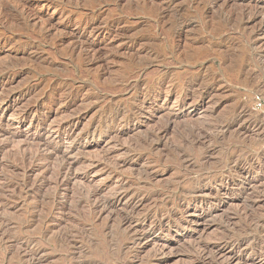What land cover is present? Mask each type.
I'll use <instances>...</instances> for the list:
<instances>
[{
    "label": "rangeland",
    "instance_id": "374dc122",
    "mask_svg": "<svg viewBox=\"0 0 264 264\" xmlns=\"http://www.w3.org/2000/svg\"><path fill=\"white\" fill-rule=\"evenodd\" d=\"M237 259L264 264V0H0V264Z\"/></svg>",
    "mask_w": 264,
    "mask_h": 264
},
{
    "label": "bare ground",
    "instance_id": "6f19581e",
    "mask_svg": "<svg viewBox=\"0 0 264 264\" xmlns=\"http://www.w3.org/2000/svg\"><path fill=\"white\" fill-rule=\"evenodd\" d=\"M6 14V13H5ZM4 14V15H5ZM249 117V116H248ZM241 124V123H240ZM247 126V125H246ZM257 126V125H256ZM259 127V126H258ZM254 129V128H253ZM257 129V128H256ZM243 130H247V132L246 133H249V132H251V131H248V130H250V127H244V128H242L240 131H239V133H241V132H244ZM255 130V129H254ZM220 131V130H219ZM222 131H224V130H222ZM260 131V129H258L257 131H255L256 133H254L253 131V134H255V135H261L262 133H260L259 132ZM238 132V131H237ZM245 133V134H246ZM235 134V133H234ZM241 135V134H240ZM239 137V136H238ZM245 137V136H244ZM163 138V137H162ZM247 138V137H246ZM263 158V157H262ZM62 169V168H61ZM60 174V173H59ZM64 182V181H63ZM196 184V183H195ZM125 189V188H124ZM129 189V188H128ZM126 190V189H125ZM92 191V190H91ZM121 191H123V189L121 190ZM128 191V190H127ZM90 192V191H89ZM124 193H125V191H123ZM205 191H203V190H200V192L198 191V192H196V191H193V192H191V193H188V195L190 196H192V199H196L198 196H200V195H203V193H204ZM223 193V192H222ZM94 195H95V193H93ZM93 194L92 193H89V195H90V197H92L93 196ZM195 195V196H194ZM88 196V195H87ZM125 196V195H124ZM207 196V195H206ZM88 198V197H87ZM122 199H123V195H120V193H119V195H117L114 199H113V201H109V202H105L103 205H101L100 207H102L103 206V208L102 209H104V211L105 210H108V209H110V210H112V212H113V209H115L119 204H120V202L122 201ZM141 199V198H140ZM139 199V200H140ZM199 200V199H198ZM88 202H90V200L88 201ZM125 203V202H124ZM179 203V202H178ZM194 204V203H193ZM134 205H136V204H134ZM195 205V204H194ZM97 206H95V208H96ZM128 207V206H127ZM126 207V208H127ZM133 208V207H132ZM102 209H100V213H101V210ZM134 209V208H133ZM210 209H211V207H210V205L209 204H200V205H197V206H195L191 211H189V212H187V214H189V215H191V217H193V216H195V214L194 213H197V212H199V211H204L205 213H206V210H209L210 211ZM92 210H93V207H92ZM97 210V209H96ZM127 210V209H126ZM98 211V210H97ZM96 212V211H95ZM111 212V213H112ZM92 213V212H91ZM90 213V214H91ZM127 213H130L129 215L127 214ZM110 214V213H109ZM126 214H127V217H125V218H123L122 216V220H121V222L122 221H126V222H129L131 219H130V216L132 215V211H130V212H126ZM95 215V214H94ZM199 217V216H198ZM135 218V217H134ZM204 219V217H199L197 220H195V222H199L200 220H203ZM120 220V219H119ZM123 223V222H122ZM121 223V224H122ZM130 223H132V222H130ZM129 226V225H128ZM150 227H152V226H150ZM129 229H130V227H129ZM185 229H190L188 226H186V228ZM194 231H196V230H194ZM137 232V231H136ZM197 233V232H196ZM128 236V235H127ZM138 237V236H137ZM131 239V238H130ZM203 246V245H202ZM225 246V245H224ZM198 248H197V250H199L201 253H203V254H205V253H207V248H203V247H201V246H197ZM196 248V247H195ZM197 250H196V252H197ZM199 251H198V253H199ZM210 252H212V251H210ZM210 252H208V253H210ZM211 254H213V253H211ZM211 254H210V256H211ZM202 255V254H201ZM201 255H200V258H201ZM207 255V254H206ZM215 256H221V257H226L225 256V254L221 251V250H219V251H216L215 252ZM205 257V256H204ZM209 257V256H208ZM207 257V258H208ZM214 258V257H213ZM235 258H237L234 254H230V255H228L227 257H226V261H227V263H229V262H231L232 260H234ZM205 259H206V257H205ZM216 259L217 258H215V261H216ZM218 259H220V258H218ZM208 260V259H207ZM224 260V259H223ZM238 260V259H237ZM198 261H199V259H198ZM203 262V261H202ZM205 262V261H204ZM238 263L237 264H243V262H242V260H238L237 261ZM253 264H256V263H253Z\"/></svg>",
    "mask_w": 264,
    "mask_h": 264
}]
</instances>
